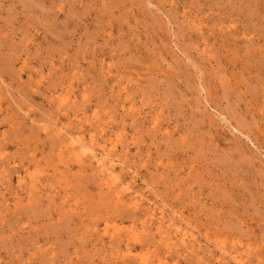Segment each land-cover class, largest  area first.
Instances as JSON below:
<instances>
[{"label":"rangeland","instance_id":"374dc122","mask_svg":"<svg viewBox=\"0 0 264 264\" xmlns=\"http://www.w3.org/2000/svg\"><path fill=\"white\" fill-rule=\"evenodd\" d=\"M0 264H264V0H0Z\"/></svg>","mask_w":264,"mask_h":264}]
</instances>
